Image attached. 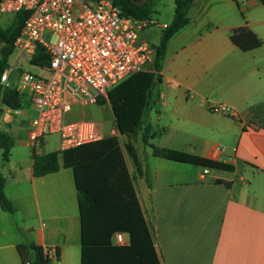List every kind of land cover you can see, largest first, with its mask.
<instances>
[{"label":"crops","instance_id":"0c3cea01","mask_svg":"<svg viewBox=\"0 0 264 264\" xmlns=\"http://www.w3.org/2000/svg\"><path fill=\"white\" fill-rule=\"evenodd\" d=\"M174 10V0H159L154 13L165 19L158 23V42L145 28L142 36L158 45ZM188 16L189 23L168 43L162 80L145 114L149 143L222 161L234 171L157 157L141 130L140 147L131 142L134 134L119 132L128 139L118 138V148L79 149L78 174H130L159 264H264V5L260 0H194ZM242 26L257 33L263 45L240 49L230 35ZM154 61L147 70L154 71ZM221 103L230 105L235 115L212 110ZM25 116L22 109L9 108L0 115V130L12 134L14 146L30 149L22 161L27 174L21 168L13 176L11 191L5 181L14 211L0 205V264H23L17 247L30 244L48 250L51 264H81L76 171L60 167L34 176L33 153L59 150L60 137L51 133L30 146L27 136L34 117ZM124 239L128 245L129 235ZM111 241L119 245L114 234ZM116 264L127 263L118 259Z\"/></svg>","mask_w":264,"mask_h":264},{"label":"trees","instance_id":"16d2710c","mask_svg":"<svg viewBox=\"0 0 264 264\" xmlns=\"http://www.w3.org/2000/svg\"><path fill=\"white\" fill-rule=\"evenodd\" d=\"M97 1V0H90ZM124 12L138 20L151 19L159 0H147L137 5L133 0H113ZM194 0H174L175 10L172 21L162 30L161 39L156 45L154 71L137 72L108 91L99 104L110 102L115 117V124L121 134L133 135L143 130V141L153 149V154L168 160L200 165L208 169L234 171V166L199 156L197 154L149 143L150 128L145 126V114L151 98L161 82L163 61L170 39L190 18L189 8ZM264 5V0H260ZM13 15L11 23L0 26V41L3 43L0 60V76L8 67V59L14 53V40L25 20L23 11ZM231 40L242 50L249 51L263 45V39L246 26L233 29ZM49 56L42 47H38L32 56V64L44 66ZM31 103L30 98L20 93L15 87L4 86L0 82V115L5 108L20 110ZM14 139L8 130H0V148L3 158H9ZM88 146L103 149L118 148V136H106L101 140L46 154L33 153V172L35 177L56 172L60 167L75 169L76 187L79 193V206L82 220V256L81 264H116L118 259L127 264H159L153 244V234L143 212L130 174H78L81 163L77 151ZM132 155L134 151L128 145ZM118 151V150H117ZM121 156V152H120ZM122 158V164L124 159ZM5 177L0 173V205L8 212H13L11 201L4 192ZM121 231L130 237L128 245L112 244L111 237ZM18 251L23 264H51L47 251L37 244L19 245Z\"/></svg>","mask_w":264,"mask_h":264},{"label":"built area","instance_id":"2783aa9c","mask_svg":"<svg viewBox=\"0 0 264 264\" xmlns=\"http://www.w3.org/2000/svg\"><path fill=\"white\" fill-rule=\"evenodd\" d=\"M20 11L25 20L14 40L17 62L25 58L34 65L31 60L38 47L49 56L41 66L46 76L23 70L12 84V67L0 76L2 85L28 94L37 109L28 144L37 146L48 134L57 133L59 150L64 151L104 138L100 123L84 112L79 115L76 108L99 104L115 85L147 70L156 46L142 31L154 21L127 15L113 0H0V15ZM212 110L235 115L228 104H216ZM118 134L117 127L111 129V135ZM125 234L114 233L117 244H125ZM51 253L59 261L57 253Z\"/></svg>","mask_w":264,"mask_h":264},{"label":"rangeland","instance_id":"374dc122","mask_svg":"<svg viewBox=\"0 0 264 264\" xmlns=\"http://www.w3.org/2000/svg\"><path fill=\"white\" fill-rule=\"evenodd\" d=\"M158 16H159L158 14L153 13L151 15V19L154 21V23L145 27L147 32H150L151 39L153 40L154 43L158 42V37L160 35L161 29L160 26H158V23H163L165 19L162 18L161 20L160 18H158ZM12 19H13L12 14H1L0 26L1 27L8 26L11 23ZM2 47H3V43L0 41V60L2 57ZM16 59H17L16 53L12 54L8 59V67L13 68V72L11 76L12 84H15V81L18 79L19 74L23 70H29L38 73L42 76L48 75L47 74L48 72L45 70L44 67L30 65L25 58H22L21 61L18 62ZM22 94H25L26 98H30L28 94L26 93H22ZM22 110L23 112L26 113L25 119H30L37 115V109L32 106V102L26 107H24ZM76 111L79 112V115H81L80 113L84 112L83 115L85 117L87 118L90 117L98 121L101 125V131L104 133L105 136L110 135L111 129L116 127L114 116L111 109V104L108 100L106 103L103 104H93L80 109L79 107H77ZM16 117H18V119L21 118L18 115H16ZM141 133L142 131L139 130L137 134H134L133 137H131V142L137 147H140L142 142ZM117 136L121 141H125V139L126 140L128 139V137L124 135L118 134ZM28 154H30V149L27 146L15 145L10 152L8 160H5L3 158V150L0 148V172H2L3 176L6 178L7 188L9 191H11L12 188L14 187V182L12 181L13 176L16 175L18 172L20 173L21 168H22V174H27L26 166L25 164H23L22 161L25 160ZM24 212L25 209L23 208L22 213L24 214Z\"/></svg>","mask_w":264,"mask_h":264},{"label":"water","instance_id":"95a60500","mask_svg":"<svg viewBox=\"0 0 264 264\" xmlns=\"http://www.w3.org/2000/svg\"><path fill=\"white\" fill-rule=\"evenodd\" d=\"M135 4L137 5H142L144 4L147 0H133Z\"/></svg>","mask_w":264,"mask_h":264}]
</instances>
